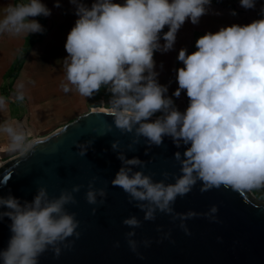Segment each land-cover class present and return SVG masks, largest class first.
I'll return each mask as SVG.
<instances>
[{
  "label": "clouds",
  "instance_id": "9594fccd",
  "mask_svg": "<svg viewBox=\"0 0 264 264\" xmlns=\"http://www.w3.org/2000/svg\"><path fill=\"white\" fill-rule=\"evenodd\" d=\"M69 2L75 5L78 18L64 45L68 55L62 61L65 82L61 90H75L85 98L105 87L111 97L104 111L113 117L121 133L132 134L129 150L141 138L149 147L159 146L165 136L171 137L177 148L187 146L183 153H174L180 174L173 173L174 182L166 183L167 171L161 173L163 179L153 180L151 175L134 170L145 166L143 160L126 158L119 150V141L111 142L122 166L110 183L120 187L130 203L135 202L145 221H154L157 212L164 213L190 234L185 223L188 219L204 216L218 222L216 205L203 213L174 210L177 197L188 194L198 181L201 193L221 186L236 191L264 187V15L248 24L205 32L196 39L193 52L179 50L177 59L183 67L175 70L178 87L173 96L186 93L188 105L181 112L166 95L167 86L157 81L154 52L171 50L186 19L198 24L211 0H93L91 7L81 0ZM239 2L245 9L255 7V0ZM54 6H60L59 0ZM50 14L41 0L9 4L0 15V33H42L43 26L29 17ZM23 98L22 94L17 96L18 100ZM156 113L161 115L150 119ZM111 127L108 125L109 131ZM0 131L10 138V150H23L22 132L11 125L0 126ZM74 143L83 156L93 140ZM95 180H89L84 193L90 205L103 204L107 196L106 187H94ZM81 187L74 184L70 190L61 189L58 196L50 197L41 186L30 202L23 203L11 194L0 196V207L7 209L0 211V219H10L12 233L7 248L0 250L2 264H38L49 249L55 257L62 247L71 249L74 241L68 238H79V221L65 206L77 203L73 194ZM91 211L95 214L96 208ZM122 223L130 228L125 233L130 250L140 256L138 244L147 247L151 243L149 239H134V229L141 221L130 215ZM169 235L164 232L162 238ZM115 246H119L118 241Z\"/></svg>",
  "mask_w": 264,
  "mask_h": 264
},
{
  "label": "water",
  "instance_id": "95a60500",
  "mask_svg": "<svg viewBox=\"0 0 264 264\" xmlns=\"http://www.w3.org/2000/svg\"><path fill=\"white\" fill-rule=\"evenodd\" d=\"M108 125L112 126L110 131ZM88 140H93L92 145L85 155H79L74 142L83 144ZM113 140L119 141V150L126 158L143 160L145 166L134 170L151 175L153 180L163 179L161 173L167 171L165 182H174L172 174H180V165L173 156L177 151L183 153L186 145L177 148L171 137L165 136L161 145L149 147L141 138L129 150L132 134L121 133L104 109L92 108L30 142L32 147L20 155L0 163V196L11 194L21 203L30 202L41 186L50 197L58 196L61 189L70 190L74 184L82 186L73 194L77 203L65 206L79 221V238L69 237L74 243L71 249L62 247L59 257L49 249L39 257L38 264H264V202L251 190L221 186L201 193L198 181L188 194L177 197L174 210L203 213L216 205L218 222L204 216L188 219L185 223L190 234L179 228V221L173 222L164 213L157 212L154 221H145L135 202L130 203L128 195L110 183L122 166L111 148ZM93 177L94 187H106L103 204L90 205L84 198ZM94 207L95 214L91 211ZM6 210L0 207V211ZM130 215L141 221L140 227L134 229V239L151 241L147 247L138 244L140 256L130 250L125 237L130 228L122 220ZM10 223L8 217L0 219V250L8 246ZM164 232L170 233L168 238H162Z\"/></svg>",
  "mask_w": 264,
  "mask_h": 264
},
{
  "label": "crops",
  "instance_id": "0c3cea01",
  "mask_svg": "<svg viewBox=\"0 0 264 264\" xmlns=\"http://www.w3.org/2000/svg\"><path fill=\"white\" fill-rule=\"evenodd\" d=\"M236 1L234 0V2ZM20 2L22 0H0V15L3 14L7 5ZM41 2L51 10V14L46 17H29V19L37 20L43 26L44 31L31 33L38 37L31 42L18 71L14 74L12 71L14 61L26 45L27 36L0 33V101L3 102L0 104V126L11 125L18 132L23 130L18 129L19 124H28L30 119L53 117V113L65 108L71 109L72 105L79 104L82 100L81 97L74 94V98L68 99L69 102H66L64 96L71 91L65 93L60 87L61 83L65 82L62 61L68 55L64 45L68 32L78 18L75 14V5L69 0H59V7L54 6L55 0H41ZM81 2L91 7L93 0H81ZM113 2L123 3V0H113ZM227 3L228 0H211L210 5L207 6L206 14L200 17L198 24L194 25L186 19L176 33L175 43L171 50L154 52V70L158 73L157 81L159 84L167 86L166 95L182 112L183 108L186 109L188 105L186 93L181 91L178 98L173 96V92L178 87L175 70L178 67H183L182 62L177 59L179 50L185 48L187 52H193L196 39L205 32H216L221 27L232 24H248L260 17L258 13L255 17L254 15L249 16L250 14L247 13L236 14L235 5L229 3L227 6ZM228 7L233 8L235 14ZM167 30V26H165L163 31ZM160 43L161 45L164 43L162 35ZM19 94L23 95V100L17 99ZM94 107L100 106L99 104L85 103L78 106L77 111L86 108V112L89 108ZM9 139L7 134L0 131V147L4 146V143ZM257 189L259 192H264V187Z\"/></svg>",
  "mask_w": 264,
  "mask_h": 264
},
{
  "label": "rangeland",
  "instance_id": "374dc122",
  "mask_svg": "<svg viewBox=\"0 0 264 264\" xmlns=\"http://www.w3.org/2000/svg\"><path fill=\"white\" fill-rule=\"evenodd\" d=\"M229 3H231L232 5H235L236 10H234V11L236 14L237 13L238 14L239 13H247V14H250L249 16L254 15V17H255V15L258 13V15L260 16L258 19L262 18V15H264V12H262V8H264V0H261V1L255 0V7L249 8V9H244V7L241 6L239 0H237L236 2H234V0H228L227 6H229ZM227 6H225V7H227ZM228 8L233 11V8H231V7H228ZM74 94L76 96L78 95V97H81L82 100L79 104L72 105L70 107L71 109H68V108L64 109L63 108L64 110L53 113V115H52L53 117L45 116V117L40 118V119H38V118L30 119L28 124H23V125L19 124L18 129L19 130L23 129L21 132L25 136L24 148H23V150H21V149L10 150L9 145L11 143V140L9 139L6 143H4V146L0 147V163L11 158V157H13V156H17V155H20L21 153H23V151L27 148L28 143L32 139L38 138V137H44V136L48 135L49 133L53 132L54 130H56L57 128H59L60 126L71 121L77 115L84 113L86 108L81 110V111H77L78 106H81V104H85V103H87V104H99L100 107H98V108H104L105 109L107 107V103L111 97V93L108 92L105 87H102L100 89V91L97 92L96 94H94L92 97H85V98L80 96L77 92H75V90H72L68 95L65 94L64 98H66V102H69L68 99L72 100L74 98V96H73ZM176 108L178 110H180L179 107H176ZM184 109L185 108H183V111H184ZM159 115H161V113H156L153 117L156 118ZM251 191L254 193V195L257 198L263 200V202H264V192H259L258 189H252Z\"/></svg>",
  "mask_w": 264,
  "mask_h": 264
},
{
  "label": "trees",
  "instance_id": "16d2710c",
  "mask_svg": "<svg viewBox=\"0 0 264 264\" xmlns=\"http://www.w3.org/2000/svg\"><path fill=\"white\" fill-rule=\"evenodd\" d=\"M36 37H38V35H34V34H29L26 38V45L22 48L21 52L18 54V56L16 57V60L14 61L13 67H12V71L13 74L16 73L21 65V62L23 60V58L25 57V55L27 54L29 48H30V44L33 41V39H35Z\"/></svg>",
  "mask_w": 264,
  "mask_h": 264
},
{
  "label": "bare ground",
  "instance_id": "6f19581e",
  "mask_svg": "<svg viewBox=\"0 0 264 264\" xmlns=\"http://www.w3.org/2000/svg\"><path fill=\"white\" fill-rule=\"evenodd\" d=\"M92 109H101V110H102V108H92ZM37 139H38V138H34V139H32L30 142L35 141V140H37ZM30 142H29V143H30ZM29 143H28V144H29Z\"/></svg>",
  "mask_w": 264,
  "mask_h": 264
},
{
  "label": "built area",
  "instance_id": "2783aa9c",
  "mask_svg": "<svg viewBox=\"0 0 264 264\" xmlns=\"http://www.w3.org/2000/svg\"><path fill=\"white\" fill-rule=\"evenodd\" d=\"M183 104L185 105V102L183 101Z\"/></svg>",
  "mask_w": 264,
  "mask_h": 264
}]
</instances>
